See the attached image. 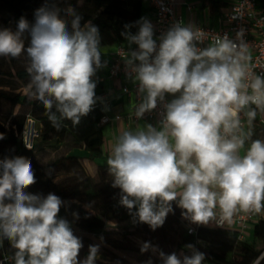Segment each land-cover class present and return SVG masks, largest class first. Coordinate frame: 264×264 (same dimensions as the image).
<instances>
[{
    "label": "clouds",
    "instance_id": "1",
    "mask_svg": "<svg viewBox=\"0 0 264 264\" xmlns=\"http://www.w3.org/2000/svg\"><path fill=\"white\" fill-rule=\"evenodd\" d=\"M67 15L70 26L58 7L46 3L35 10L34 23L21 17L15 31L0 29V56L26 52L29 94L57 130L63 120L79 125L92 111L98 99L92 77L105 66L98 27L91 22L81 26L82 16L72 8ZM134 26L132 33L128 29ZM125 29L121 35L130 47L126 75L141 96L136 118L155 109L166 94L175 98L164 103L159 128L147 125L117 138L107 165L112 187L120 189L119 203L134 223L153 231L173 212L172 202L198 226L214 222L224 227L238 212L259 213L264 209V141L252 140L244 155L240 150L253 134L257 109L264 111V75L250 70L244 31L235 40L217 35L201 48L203 33L192 24L176 22L157 38L143 17ZM35 183L30 159H0V243L7 240L15 250L8 259L12 264H95L99 246L89 245L88 255L79 259L81 239L67 220L58 218L63 201L53 193H26ZM186 247L190 255L160 251L162 264H202L205 254ZM150 248L156 251L145 242L141 252Z\"/></svg>",
    "mask_w": 264,
    "mask_h": 264
},
{
    "label": "trees",
    "instance_id": "2",
    "mask_svg": "<svg viewBox=\"0 0 264 264\" xmlns=\"http://www.w3.org/2000/svg\"><path fill=\"white\" fill-rule=\"evenodd\" d=\"M199 1L208 9L210 15L221 14L222 7L228 3V0ZM46 3L58 7L61 17L69 22V26L72 17L67 15V10L72 8L82 16L81 26L91 22L98 27L101 35L100 51L105 46L125 41L121 35L126 31L125 25H134L142 17L145 18L148 9L146 0H0L1 8L8 14V19L3 21L2 29H14L21 17L26 18L30 24L34 23L35 10ZM128 30L135 33L137 27ZM27 46L28 39L25 38V47ZM101 60L103 61L102 55ZM27 67L23 65L16 70L0 67V100L20 105L21 108L31 106L32 113L42 127L41 138L33 149L25 147L21 138L25 116L16 114L11 117V112L0 115V134L4 135V139L0 140V159L24 156L31 160L36 183L26 188L25 192L41 197L53 193L61 198L63 204L58 218L67 220L73 234L81 239L83 248L78 258L83 260L81 257L88 255L85 246L88 238L77 232L74 227L97 235L106 228L107 220L114 221L126 215L130 216L128 209L119 203L120 189L112 187L113 177L105 162H98V171L92 175L87 172L82 157L77 154L61 155L43 164L38 158V152L43 149L44 144L56 138L71 136L75 143L83 145L90 151L88 157L94 160L101 155L104 142L103 126L99 124L100 111L92 109L76 126H73L70 120H63L61 128L57 130L46 117L45 108L38 100L30 94L16 91L18 87L14 84L16 79L29 84ZM99 90L96 86L95 92ZM252 132L251 138L246 140L245 144L250 145L252 140L264 141L262 137L264 123H256V118ZM63 171L70 174L59 177L58 174ZM172 204L173 212L167 215L164 224L155 231L147 224L133 222L137 230L146 234L157 247L155 252L149 249L142 253L141 247L131 243L127 234L118 239V247L133 252L138 257L151 260L153 264H162L160 251L165 254L175 252L178 256L180 252L190 255L191 250L186 247L189 244L205 254L203 264H264V215L253 227L252 240L240 238L239 230L231 226L200 225L196 233H188L184 223L188 220L181 216L182 209L175 202ZM10 247L7 240L0 243V258L10 252ZM221 255L225 258H221ZM103 256L111 257L108 254ZM113 261L116 264H129L118 260L115 254ZM95 264L101 263L96 260Z\"/></svg>",
    "mask_w": 264,
    "mask_h": 264
},
{
    "label": "built area",
    "instance_id": "3",
    "mask_svg": "<svg viewBox=\"0 0 264 264\" xmlns=\"http://www.w3.org/2000/svg\"><path fill=\"white\" fill-rule=\"evenodd\" d=\"M147 4L152 9V18L154 21V38L159 37L162 33L166 32L174 23L184 22L183 16L176 11L175 2L173 0H146ZM189 8H191L189 6ZM201 30L203 33V43L198 44L203 48L213 42V38L217 35L227 34L230 39L235 40L236 33L240 30L244 31L243 39L248 45V53L250 59V70L254 75H264V0H233L230 2L228 10L224 12L221 24L218 26L211 24H200L194 27ZM159 43V41H157ZM132 49L137 46L132 45ZM130 47L127 41H122L117 44V48L110 59L108 64V75L112 77H128L126 75L125 60ZM93 80L102 82L105 76L96 73ZM123 93L132 99V108L125 115L126 117L140 120L145 119L148 121L157 120L159 123L163 119L164 103L170 102L172 99L170 94H166L165 101H158L157 107L150 112H146L142 118L137 119L135 116V109L137 104L141 102V96L138 93V85L132 81L131 84L123 85ZM96 93L97 102L93 109L100 111V125L112 122L113 120L121 119L124 114L110 115L107 110L111 106L110 91L101 89ZM255 107V105H252ZM244 131L246 132L248 125L246 117H241ZM256 123H264V111L257 109ZM40 137L39 121L33 113L28 115L27 121L21 131V138L25 147L33 149ZM247 149L242 148L240 154L244 155ZM259 213L255 212H238L235 214L230 223L226 222L224 226H231L239 230L240 238H244V230L252 223ZM188 233H196L198 225L191 224L189 221L184 222ZM213 225L216 224L213 222ZM192 230L191 232L189 230ZM12 255L4 254L0 258V264H12L8 259ZM203 264V263H202Z\"/></svg>",
    "mask_w": 264,
    "mask_h": 264
},
{
    "label": "rangeland",
    "instance_id": "4",
    "mask_svg": "<svg viewBox=\"0 0 264 264\" xmlns=\"http://www.w3.org/2000/svg\"><path fill=\"white\" fill-rule=\"evenodd\" d=\"M226 6V5H225ZM148 9H146V12ZM8 14L1 8L0 5V29L3 27V21L8 19ZM16 27L12 29L15 31ZM25 38L28 39V34L25 33ZM30 60L26 54V52H22L19 57L13 58L10 56H0V67L6 70H16L23 65L29 66ZM18 87L16 91L21 92L23 94H29L28 83L16 79L14 82ZM9 88V87H7ZM7 112H11V117L19 114L20 116H25V123L27 121L28 115L33 112L32 107L21 108L20 105H14L10 102H6L4 100H0V115H4ZM47 117V115H46ZM45 117V118H46ZM40 126V133H41ZM262 137L264 138V132H262ZM41 135L39 137V140ZM67 154H77L82 157V163H88L87 154L88 151L83 148V145L75 143L71 136H66L64 138H56L52 140L50 143H46L43 146V149L38 152V158L41 163L47 164L54 160L56 157ZM85 166V165H84ZM87 172L90 174L98 171V164L95 166L86 165L85 166ZM97 173V172H96ZM70 173H66L65 171L60 172L58 174L59 177L63 175H67ZM30 194V193H29ZM70 225V224H69ZM77 232L87 236L86 249L89 248V245H98L99 252L97 256V261L101 264H116L113 261L114 254L118 256V260H123L129 264H145L148 260L138 257L133 252L126 251L122 248L118 247V239L124 236V234L128 235V239L131 243L136 244L139 247L145 242H149L156 250L157 247L152 244L150 238L137 230V227L134 225L133 220L130 216H124L122 218H118L114 221L107 220V226L103 231H100L99 234H95L90 231H82L74 227ZM126 239V238H125ZM128 242V241H127ZM152 250V248H150ZM9 255H13L14 249L10 247ZM152 252H155L152 250ZM83 254V253H82ZM104 254H108L111 257H104ZM181 254V252H180ZM86 256H82L84 259ZM221 258H225V256H220ZM203 263V262H202ZM153 264V263H152Z\"/></svg>",
    "mask_w": 264,
    "mask_h": 264
},
{
    "label": "crops",
    "instance_id": "5",
    "mask_svg": "<svg viewBox=\"0 0 264 264\" xmlns=\"http://www.w3.org/2000/svg\"><path fill=\"white\" fill-rule=\"evenodd\" d=\"M175 2L176 11L183 16L184 22L187 24H192L194 27L200 24H211L218 26L221 24V20L225 11L228 10L229 4L233 0H228L226 6L222 7V13L216 15H210L207 8H204L201 5L199 0H173ZM189 6L191 8H189ZM145 18L148 19L153 25L154 21L152 18V9L148 5V11L145 14ZM117 48V44H112L105 46L101 49V55L103 58L102 63L105 64L104 67L97 70L96 73L105 76V80L102 82L95 81L96 86L99 89H106L110 91V95L112 98L111 106L108 108L107 112L114 116L115 114H124V116L119 120H113L110 123L103 125V133H104V142L102 145V153L100 156L95 157L94 160L90 159L88 156L90 151L87 154L88 163L84 162V165H91L95 166L98 162H105L107 163V159L111 154V150L116 143L117 138L124 132V131H132L136 132L138 130H144L147 125H152L153 127L159 128L160 123L157 120L148 121L145 119L135 120L125 115L131 110L132 108V99L123 93V85L124 84H131L132 80L128 77H112L108 75V64L107 62L110 61L112 58L115 50ZM177 96L179 93L176 94ZM171 99L175 97L170 94ZM250 145L245 144L244 149H247ZM97 172V171H96ZM96 172H92V175H95ZM263 209L259 212L256 219L248 225V227L244 230V239H253V227L255 223L259 220L261 216H263ZM208 225H213V222H210Z\"/></svg>",
    "mask_w": 264,
    "mask_h": 264
}]
</instances>
